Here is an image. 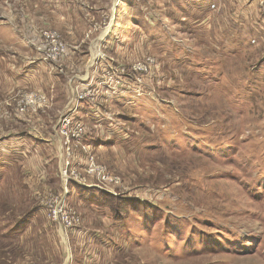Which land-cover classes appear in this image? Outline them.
Listing matches in <instances>:
<instances>
[{"label": "rangeland", "instance_id": "obj_1", "mask_svg": "<svg viewBox=\"0 0 264 264\" xmlns=\"http://www.w3.org/2000/svg\"><path fill=\"white\" fill-rule=\"evenodd\" d=\"M0 76V264H264V0H0Z\"/></svg>", "mask_w": 264, "mask_h": 264}, {"label": "crops", "instance_id": "obj_2", "mask_svg": "<svg viewBox=\"0 0 264 264\" xmlns=\"http://www.w3.org/2000/svg\"><path fill=\"white\" fill-rule=\"evenodd\" d=\"M24 40H25V38H24ZM5 61L6 60H4L2 62H5ZM14 68L11 70V73H10L11 75L9 76V79H8L10 83H13L16 86L32 84L31 78H32V75L35 77L34 74L36 73V69H34V66L31 63L30 64H28V63L23 64L21 67L15 69V70H14ZM8 70H9V68H8ZM0 78L3 79V76H0ZM19 137H16V136L11 137V140L15 141L13 143L22 144V143L18 142V140H17V139H19ZM4 141H6V139H4L0 143V145H2ZM7 143H9V142H7ZM89 251H92V250H89ZM92 252L94 254V251H92Z\"/></svg>", "mask_w": 264, "mask_h": 264}, {"label": "trees", "instance_id": "obj_3", "mask_svg": "<svg viewBox=\"0 0 264 264\" xmlns=\"http://www.w3.org/2000/svg\"><path fill=\"white\" fill-rule=\"evenodd\" d=\"M81 192V194L83 192H86L85 190L83 189H79ZM101 194V193H99ZM83 197V200L86 202V203H94V204H98V205H101V206H106L105 202H102L101 201V197L98 195H95L94 193H91L90 191L88 193H86L85 195L82 196ZM107 203V202H106ZM111 204V202H109ZM114 203V202H113ZM116 206H119L117 203H116ZM25 225H22L21 228L24 229ZM19 230V229H18ZM22 231V230H21Z\"/></svg>", "mask_w": 264, "mask_h": 264}, {"label": "built area", "instance_id": "obj_4", "mask_svg": "<svg viewBox=\"0 0 264 264\" xmlns=\"http://www.w3.org/2000/svg\"><path fill=\"white\" fill-rule=\"evenodd\" d=\"M213 7H214V6H213ZM39 49H41V47H40ZM42 49H44V48L42 47ZM96 122H98V120H96V121H95V123H94V124H95V126H96V125H98ZM98 123H99V122H98ZM63 179H64V180H66V178H65V177H64ZM85 185L87 186L88 184H85ZM87 187H88V186H87Z\"/></svg>", "mask_w": 264, "mask_h": 264}]
</instances>
